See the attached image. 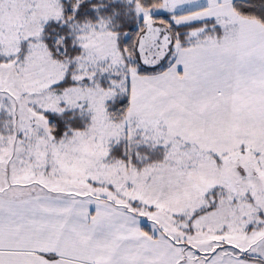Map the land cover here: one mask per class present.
<instances>
[{"label": "snow or ice", "instance_id": "1", "mask_svg": "<svg viewBox=\"0 0 264 264\" xmlns=\"http://www.w3.org/2000/svg\"><path fill=\"white\" fill-rule=\"evenodd\" d=\"M0 264H264V0H0Z\"/></svg>", "mask_w": 264, "mask_h": 264}]
</instances>
